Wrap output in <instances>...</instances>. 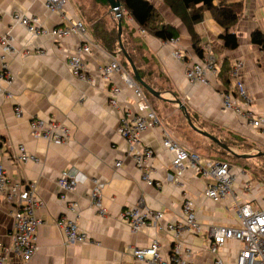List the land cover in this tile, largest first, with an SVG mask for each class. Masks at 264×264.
Returning a JSON list of instances; mask_svg holds the SVG:
<instances>
[{
    "label": "crops",
    "instance_id": "obj_1",
    "mask_svg": "<svg viewBox=\"0 0 264 264\" xmlns=\"http://www.w3.org/2000/svg\"><path fill=\"white\" fill-rule=\"evenodd\" d=\"M147 1L155 8L161 24L169 25L178 39L176 45H171L147 31L141 33L138 27H134L133 33L129 28L125 30L126 45L145 84L148 82L158 97L144 91L133 80L132 70L124 68L122 44L111 54L93 40L88 1L67 0L65 6L67 20L82 23L87 31L89 53L79 56L86 78L81 80L66 65L67 59L76 56L78 48L84 45L81 37L75 34L61 39L32 37L13 22L12 16L35 17L49 31L66 26V19L50 13L44 0H0V36H10L14 48V52L7 54L0 48V74L2 65H7V77L0 76V87L13 95L11 99L0 97V164L13 181L35 183L36 195L43 202L37 213L42 222L37 230L39 249L29 264H139L128 247L145 248L155 239L159 242L160 255L167 259L171 237L165 229L169 223L182 221L184 198L193 202L201 227L200 233L188 232L182 237V253L187 255L189 250L187 260L193 264H214L220 258L222 264H235L240 243L229 241L211 253L206 230L209 225L239 227L233 197L218 203L209 200L204 193L210 180L190 168L181 176L182 186L177 187L173 182V155L162 148V136L157 129L145 131L140 142L153 152L152 179L160 183V188L146 185L133 159L126 155L128 145L117 129L125 115L137 114V98L121 79L122 71L114 72L110 82L101 79L99 69L113 59L143 92L164 129L181 147L208 161L230 165L238 204L264 208V181L260 178V173L264 174V135L222 106V94L242 103L236 79L230 76L233 64L240 60L243 67L238 80L252 101L251 110L264 115V46L251 40V35L259 32L264 42V0H234L241 4V10L227 29L237 39L233 49L225 48L219 38L225 29L208 11L202 12L201 21L192 26L200 55L194 50L192 38L179 16L163 0ZM120 11L125 13L123 7ZM125 18L131 23L129 16ZM175 50L182 52L183 60L174 57ZM209 53L214 57L218 73L208 75L205 83H191L185 71L200 64ZM112 86L120 89L119 109L109 105ZM15 107L21 110L19 117L14 113ZM31 118L65 125L70 130L69 139L56 144L33 138L28 126ZM19 146L37 161L18 162ZM119 160L121 166L115 168ZM63 173L80 174L84 181L72 192L63 191L56 184ZM94 181L105 184L101 191L104 216L98 214L90 200ZM140 201L145 210L160 211L163 217L157 226L149 225L134 233L120 220V213ZM73 204L77 218L69 211ZM13 210L0 195V255L7 251L8 257L17 261L11 247ZM61 218L76 221L89 242L65 246L62 230L56 226Z\"/></svg>",
    "mask_w": 264,
    "mask_h": 264
},
{
    "label": "built area",
    "instance_id": "obj_2",
    "mask_svg": "<svg viewBox=\"0 0 264 264\" xmlns=\"http://www.w3.org/2000/svg\"><path fill=\"white\" fill-rule=\"evenodd\" d=\"M44 2L50 13L58 14L67 20L65 17L67 0H44ZM12 20L23 27L32 37L50 36L54 39H61L71 34L81 37L84 45L78 48L76 56H70L67 59L66 65L72 75L81 80L86 79L85 68L79 58L81 54L89 53L87 31L82 23L67 20L68 24L66 26L49 31L42 27L39 20L35 17L13 15ZM166 43L176 45L178 39L172 38ZM0 48L4 54L14 52L10 36H0ZM174 57L178 60H183L184 58L179 50H175ZM2 59H4V56ZM242 67L243 63L239 60L233 64L230 71V76L236 79L237 94L242 103L238 104L229 94H222V106L226 111H230L243 119L248 126L260 130L264 135V115L251 110L252 101L247 95L244 85L238 80ZM6 70L7 65L3 64L0 76L7 77ZM118 71H122L121 79L134 91L137 98V114L132 116L128 113L125 115L120 121L117 133L126 141L128 145L126 155L133 159L141 173L143 182L148 186L160 188V183L152 179L154 174V169L151 165L153 152L149 147L141 146L140 142V137L145 131L157 129L162 136V148L173 155L171 166L174 171L173 182L177 187L182 186L181 176L187 168H190L200 177L210 180L204 193L209 200L218 203L228 197H233V209L239 221V227L206 226L209 251L216 253L217 249L227 242L236 241L240 243L241 247L238 250L235 264H264V208L253 210L249 203L238 204L233 192L235 176L231 173L230 165L223 161H208L201 158L198 154L188 152L181 147L164 129L161 121L151 110L143 92L135 87V82L123 71L115 59L110 64L101 67L99 74L103 81L110 82L112 74ZM217 73L218 68L214 57L209 53L200 64L189 66L185 71V76L191 83H205L208 75L215 76ZM87 82L92 83V81ZM119 94V88L115 86L110 88L109 105L114 109H119ZM0 97L11 99L13 95L0 87ZM14 113L19 117L21 115L20 108L15 107ZM28 126L30 134L35 139H43L59 144L67 141L70 137V130L65 125L54 120L44 121L38 118H31ZM18 151L19 154L16 157L18 162L37 161L34 156L27 154L22 146L18 147ZM120 166L121 160L115 163V168H120ZM83 181L84 177L80 174L63 173L59 176L56 184L63 191L72 192ZM104 186V183L94 181L90 192L91 203L100 216L106 215L101 195ZM0 195L14 208L12 212L14 224L11 247L17 260L14 261L8 257V252L4 251L0 255V264H29L39 249L37 230L42 224L37 213L43 207V202L36 195V184L13 181L8 178L4 166L0 164ZM193 208V202L188 198H184L181 206L182 221L172 222L166 226V233L171 237V250L167 259L160 255V246L156 239L145 248L128 247L133 259L139 264H193L185 257H188L189 250H187V255L182 253V237L184 234L193 231L196 233L201 232V227L197 222ZM69 211L76 218L78 217L74 204L69 206ZM162 217L163 213L160 211L145 210L141 201L135 205L125 207L120 213V220L126 223L134 233L149 225L157 226ZM56 226L62 230L65 246L89 242L86 233L79 228L74 220L61 218L56 221ZM214 264H222V260L217 258Z\"/></svg>",
    "mask_w": 264,
    "mask_h": 264
},
{
    "label": "trees",
    "instance_id": "obj_3",
    "mask_svg": "<svg viewBox=\"0 0 264 264\" xmlns=\"http://www.w3.org/2000/svg\"><path fill=\"white\" fill-rule=\"evenodd\" d=\"M84 1H88V4L91 5V10L89 6L87 7V10L90 16L89 23L92 25L91 29L93 28L91 31L93 40L111 54H115L120 47L117 36L118 18L113 12L110 11L109 4L106 0ZM118 1L120 2L121 7H123L125 10V13H121L120 17L122 28V47L134 63L141 80L146 83V80L144 79V76L140 72V69L137 65L135 57L132 55V52H130L126 45L125 30L129 28L133 33L134 27H138L140 30L147 31L149 34L165 41L175 38V32L169 25L167 26L161 24L155 8L147 0ZM214 1L215 0H163L164 4L167 5L172 10V12L179 16L181 21L185 23L186 28L192 38L194 50L199 55L201 52L197 48L198 42L197 38L193 34L192 26L195 23L201 21L202 12L204 11H208L214 21L225 29V33L219 37L224 42L225 48L233 49L237 46V39L235 35L228 34L227 29L237 20L241 10V4L238 2L235 3L234 0H218L217 4L214 5ZM125 15L131 18V23L126 22ZM129 37L132 43H134V37H132L130 33ZM251 40L255 44L262 45V47L264 46V42L261 39L259 32H254L251 35ZM121 57L124 68H129L130 70L131 67L124 55H121ZM147 84L149 86L148 82ZM260 178L264 181L263 173H260Z\"/></svg>",
    "mask_w": 264,
    "mask_h": 264
},
{
    "label": "water",
    "instance_id": "obj_4",
    "mask_svg": "<svg viewBox=\"0 0 264 264\" xmlns=\"http://www.w3.org/2000/svg\"><path fill=\"white\" fill-rule=\"evenodd\" d=\"M107 3L109 4V8H110V11L113 12L116 17L118 18V31H117V35H118V39H119V43L121 45V32H122V28H121V22H120V17H121V11H120V8H121V4L118 0H106ZM121 52L122 54L124 55V57L126 58V60L128 61L130 67H131V70H132V74H133V80L138 83L141 87H143V89H145L149 94L155 96V97H158L159 94L157 92H155L154 90H152L148 85H146L140 78L138 72H137V69L134 65V63L132 62L131 58L129 57V55L126 53V51L121 47ZM183 110H184V107L182 106L181 107ZM205 136H208L210 137L209 135L207 134H204ZM212 140L214 142H216L217 144H219L222 148L226 149L221 143H219L216 139L212 138Z\"/></svg>",
    "mask_w": 264,
    "mask_h": 264
},
{
    "label": "rangeland",
    "instance_id": "obj_5",
    "mask_svg": "<svg viewBox=\"0 0 264 264\" xmlns=\"http://www.w3.org/2000/svg\"><path fill=\"white\" fill-rule=\"evenodd\" d=\"M141 33H145V31H143V32H141ZM225 159H226V158H225ZM256 208H257V207H256L255 205H253L252 209H253V210H257Z\"/></svg>",
    "mask_w": 264,
    "mask_h": 264
}]
</instances>
